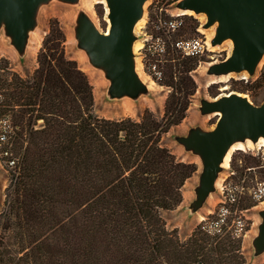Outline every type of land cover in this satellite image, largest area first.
I'll use <instances>...</instances> for the list:
<instances>
[{
    "label": "trees",
    "instance_id": "1",
    "mask_svg": "<svg viewBox=\"0 0 264 264\" xmlns=\"http://www.w3.org/2000/svg\"><path fill=\"white\" fill-rule=\"evenodd\" d=\"M177 40L164 57L165 113L146 109L139 120L95 111L93 85L67 55L57 22L30 76L0 65V154L9 173L0 221L20 247L9 264H246L242 235L220 222L219 208L184 239L162 214L180 205L197 169L163 142L186 116L191 72L203 59ZM244 200L243 208L258 202Z\"/></svg>",
    "mask_w": 264,
    "mask_h": 264
},
{
    "label": "rangeland",
    "instance_id": "2",
    "mask_svg": "<svg viewBox=\"0 0 264 264\" xmlns=\"http://www.w3.org/2000/svg\"><path fill=\"white\" fill-rule=\"evenodd\" d=\"M59 1H38L32 24L28 27L21 43L15 41L7 20L5 18L1 20L0 42L3 41L4 44H0V65H8L13 71L23 76H30L38 66L37 56L43 39L49 32L51 24L57 22L65 35L64 46L67 55L78 61L93 85L95 111L107 118L129 116L139 120L146 109L162 116L165 113L166 100L171 91L169 86L161 83L164 78V57L169 40L174 37L181 39L193 36H202L208 40V49L201 54L203 59L191 72L196 89L190 97L191 102L186 116L180 123L172 126L163 137L164 144L179 160L194 162L197 169L183 187V200L180 205L171 210H164L162 214L167 226L170 229L177 228L183 239L190 235L197 224L218 208L220 217H225V221L227 220L230 224L234 218L241 215L247 222V229L242 234V250L246 264L264 263V247L258 245V237L264 223V198L253 206L243 208L240 205L241 197L245 199L244 202L255 201L251 192L257 182L264 181V170L256 155L260 149L259 146L264 147L260 141L261 134L256 138L246 135L233 140L232 143L243 142L244 147L232 151L228 166L219 164L214 184L203 198H200L199 193L205 168L204 158L187 142L194 131L208 132L213 130L217 124L219 113L207 111L205 102L231 93L246 96L257 105L264 102V54L253 70L240 68L218 71L214 69V65L227 59L234 50L232 37H225L219 42H214L220 25L218 19L210 22L208 12L183 8L179 4L180 0H162L159 4H154V0H146L143 4L142 15L132 29V60L139 85L122 91L114 84L113 66L97 62L82 38L85 23L91 24L100 32L109 29L108 0H92L89 10L78 7L80 0H67L75 8L72 13L64 7H53L59 4ZM171 12L175 15L181 14L180 26L175 30H168L164 26L157 28L155 25L157 18L160 15H170ZM66 13L68 17L65 16ZM195 26H197L196 29ZM70 28L75 34L77 40L75 43L69 40L68 30ZM186 29L188 31L184 32ZM32 31L39 32V43H32L30 38ZM29 49L33 50V53L30 54ZM81 50L89 55L88 62L81 59ZM87 64H90L96 71L105 69L104 74L108 82L98 89L94 87L96 85ZM1 72H3L2 69H0ZM191 112H196V116L191 117ZM198 118L199 120L195 122ZM1 124H5V120L0 121V130ZM2 146L3 144L0 143V147ZM4 162L0 154V212L5 208L6 188L9 184V173ZM223 205H227L228 209L225 214L222 209ZM213 220L215 218H211V222ZM2 224H4V218L0 221V257L5 260L1 264H9L11 258L19 255L20 247L13 236V231H5Z\"/></svg>",
    "mask_w": 264,
    "mask_h": 264
},
{
    "label": "water",
    "instance_id": "3",
    "mask_svg": "<svg viewBox=\"0 0 264 264\" xmlns=\"http://www.w3.org/2000/svg\"><path fill=\"white\" fill-rule=\"evenodd\" d=\"M39 0H0V22L5 18L17 43H21ZM146 0H108L110 27L100 32L85 23L82 38L97 62L113 66L114 84L119 90L135 88L139 79L132 60V29L142 15ZM180 6L206 11L209 21H220L214 42L232 37V54L215 64L214 69L248 68L253 70L264 54V0H180ZM109 31V32H108ZM207 111H218L219 118L211 131H194L188 145L204 158L205 168L199 196L203 198L214 184L226 149L236 137L264 135V102L254 104L239 93L227 94L205 102ZM264 247V223L258 237Z\"/></svg>",
    "mask_w": 264,
    "mask_h": 264
},
{
    "label": "built area",
    "instance_id": "4",
    "mask_svg": "<svg viewBox=\"0 0 264 264\" xmlns=\"http://www.w3.org/2000/svg\"><path fill=\"white\" fill-rule=\"evenodd\" d=\"M162 0H154V4H159ZM168 12V9H166ZM181 20V14L177 13L176 15L174 13H170V15L163 16L160 15L155 25L157 28L165 27L168 30H175L180 26ZM208 40H205L202 36H193L190 38H181L177 40L176 45L183 51L186 55H200L203 54L206 49H208ZM259 150L257 151V156L259 157V160L261 162V167L264 170V147L263 145L259 146ZM252 196L253 198L261 202L264 198V181L257 182L256 186L252 190ZM223 213L225 214V211H228L227 207L223 205L222 207ZM225 221V217H220V222ZM232 227L234 228V231L237 235H242L246 231L247 222L246 219L238 215L236 218L233 219Z\"/></svg>",
    "mask_w": 264,
    "mask_h": 264
},
{
    "label": "bare ground",
    "instance_id": "5",
    "mask_svg": "<svg viewBox=\"0 0 264 264\" xmlns=\"http://www.w3.org/2000/svg\"><path fill=\"white\" fill-rule=\"evenodd\" d=\"M59 2H60L59 4H55L53 7H64V8L69 9L71 11V13L75 10V8H73L72 5H70L67 0H60ZM91 3H92V0H80L79 3H78V7L89 10L90 9L89 8V5ZM65 16L68 17V13H66ZM70 30H68L69 36H70L69 37V40H71V41L73 40V43H75L77 41L76 40V37H75V34L73 33V31H72L71 28H70ZM71 34H72V36H71ZM30 38L32 40V43H36V42L40 41L39 32L38 31H32V33L30 35ZM0 44L1 45L4 44L3 41H1ZM2 47H4V46H2ZM28 52L31 54V53H33V50L31 51V49H29ZM80 57L85 62H88V60H89V55L86 53V51H82L81 50L80 51ZM86 66L89 68V70L91 72V76L93 78L92 80L94 81V84L96 85L94 87H97V89H98V88H100L101 86H103L104 84H106L108 82L107 81V78H106V76L104 74V71H105L104 68H103L104 70L96 71V70L92 69V67H91L90 64H87ZM215 113H220V112L215 111ZM195 116H196V112H191V117H195ZM198 117H199V115H198ZM198 120H199V118L195 122H197ZM248 138L250 139V137H248ZM260 141H262V143L264 144V135L263 134H261ZM243 147H244V143L243 142H234V143H231L230 146L226 149V151H225V153H224V155L222 157V161L220 162V164L222 163V164L228 166L230 164L232 151L234 149H236V148H243Z\"/></svg>",
    "mask_w": 264,
    "mask_h": 264
}]
</instances>
